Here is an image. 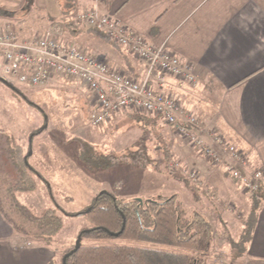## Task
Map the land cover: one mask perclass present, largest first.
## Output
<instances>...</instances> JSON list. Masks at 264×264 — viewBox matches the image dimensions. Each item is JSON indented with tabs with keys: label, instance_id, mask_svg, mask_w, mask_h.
Returning <instances> with one entry per match:
<instances>
[{
	"label": "rangeland",
	"instance_id": "1",
	"mask_svg": "<svg viewBox=\"0 0 264 264\" xmlns=\"http://www.w3.org/2000/svg\"><path fill=\"white\" fill-rule=\"evenodd\" d=\"M68 1L71 5L66 8L67 14L60 16L48 13L45 0H21L15 9H8L2 3L0 25L9 21L2 25L8 27L14 21H24L22 26L28 24L30 28L20 34L39 35L48 28H55L49 18L53 21L70 18L73 23L75 13L71 14L70 8L77 6L74 1ZM81 27L73 25L74 34L57 28L58 35L74 45L87 42L104 54L114 50L108 44L87 39V33L82 32L85 28ZM12 30L17 32L14 28ZM85 50L89 51L88 48ZM90 102L88 91L64 79H54L45 86L36 87L0 80V130L8 134L4 138L13 137L19 141L24 151L31 141L29 163L48 181L45 183L34 177L36 190L19 191L15 195L34 213H40L47 207L56 209L63 222L51 246L30 242L18 233L26 239L22 245H44L51 255L47 264H62L65 252L75 247L77 242L81 245H148L144 241L117 237L101 240L82 237L79 240L78 232L91 223L81 214L71 216L65 212L83 210L93 196L106 190L127 200L177 195L187 214L199 212L212 224L214 238L205 255L206 264H228L230 253L245 251L249 238L244 233L242 220L248 216L252 206L257 213L262 204L260 200L253 199L258 197L256 191L246 190L225 172L222 163L207 156L163 121L148 123L137 117L145 113L131 111L119 120L91 124L88 120ZM37 129L40 132L31 136ZM214 132L220 136L219 132ZM211 148L214 155L225 156V151L215 144ZM238 148L249 164V171L261 169L253 167L245 150ZM166 151V156L172 157L170 160L164 158ZM166 163L168 169L180 168L184 178L171 174L165 168ZM191 172L196 176L192 178ZM6 175L13 177L12 172H6ZM164 249L176 250L171 247Z\"/></svg>",
	"mask_w": 264,
	"mask_h": 264
},
{
	"label": "crops",
	"instance_id": "2",
	"mask_svg": "<svg viewBox=\"0 0 264 264\" xmlns=\"http://www.w3.org/2000/svg\"><path fill=\"white\" fill-rule=\"evenodd\" d=\"M20 1L0 0V5L15 9ZM72 1L77 7L71 14L95 11L113 15L149 45L164 47L191 64L195 81L167 76L162 90L196 116L203 129L217 131L245 150L262 170L259 182L264 188V0ZM45 2L51 16L62 14V0ZM22 22L14 21L8 27L19 33L28 31V24L23 27ZM77 46L137 78L145 72L144 63L124 47L110 45L114 50L104 54L87 42ZM130 113L122 109L111 120ZM201 135L210 141L203 132ZM261 202L248 246L243 252L230 253L228 264H264V198ZM25 241L0 214V264H47L49 250L36 243L24 246Z\"/></svg>",
	"mask_w": 264,
	"mask_h": 264
},
{
	"label": "built area",
	"instance_id": "3",
	"mask_svg": "<svg viewBox=\"0 0 264 264\" xmlns=\"http://www.w3.org/2000/svg\"><path fill=\"white\" fill-rule=\"evenodd\" d=\"M73 20L72 25L86 24L101 30L129 50L144 63L143 76H132L63 40L57 28L24 36L9 27H0V80L12 84L22 82L33 87L45 86L54 79L73 82L88 91L91 97L88 120L93 125L109 122L113 114L122 109L159 117L207 156L222 163L225 172L246 190L257 191L262 170L249 171V164L238 147L218 136L214 130L203 129L196 116L185 111L175 97L162 90L167 76L184 82L195 81L191 64L182 62L164 47L149 45L142 35L121 24L113 15L84 11L76 14ZM202 132L210 141L207 142ZM212 144L224 150L225 156L214 155ZM190 176L196 175L191 172Z\"/></svg>",
	"mask_w": 264,
	"mask_h": 264
},
{
	"label": "trees",
	"instance_id": "4",
	"mask_svg": "<svg viewBox=\"0 0 264 264\" xmlns=\"http://www.w3.org/2000/svg\"><path fill=\"white\" fill-rule=\"evenodd\" d=\"M70 5L68 0H62V15L67 14L66 8ZM49 20L52 26L60 28L62 32L68 30L74 34L75 29L70 18ZM84 30L94 39L119 47L101 30L93 27H86ZM137 117L148 123L159 121V117ZM42 128L43 126L40 127ZM40 129L32 132L31 136L39 133ZM5 134L0 130V214L15 232L22 234L30 242L51 246L63 225L61 215L52 207L34 213L20 203L15 195L19 191L36 190L34 177L45 183L48 181L29 163L31 141L28 149L24 151L13 137L4 138ZM166 154L167 151L164 158L170 160L172 157ZM165 168L177 178H184L180 168L168 169L167 163ZM6 172H12L13 177L9 178ZM256 192L264 198L262 182H259ZM50 196L53 199L51 192ZM253 199H258L261 203V197L256 196ZM60 211L63 210L60 208ZM65 214H81L91 223V226L78 232L79 240L82 237L100 240L117 237L148 243L146 246L78 243L63 255L65 264H206L205 255L214 238L211 222L199 212L187 214L177 195H159L151 200H127L116 197L111 191L102 190L93 196L90 204L83 210ZM256 214L252 206L248 216L242 220L244 233H247L249 239L256 222ZM165 247L176 250H166ZM67 253L68 256H65Z\"/></svg>",
	"mask_w": 264,
	"mask_h": 264
},
{
	"label": "water",
	"instance_id": "5",
	"mask_svg": "<svg viewBox=\"0 0 264 264\" xmlns=\"http://www.w3.org/2000/svg\"><path fill=\"white\" fill-rule=\"evenodd\" d=\"M29 154H31V150L29 151ZM79 242L76 243V245H78ZM65 256H68V253L65 255ZM63 264H65V258H63Z\"/></svg>",
	"mask_w": 264,
	"mask_h": 264
}]
</instances>
